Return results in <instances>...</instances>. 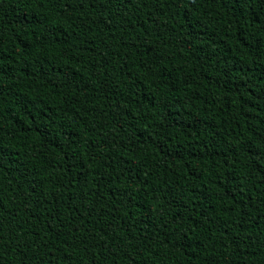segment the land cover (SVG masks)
<instances>
[{"label": "trees", "instance_id": "16d2710c", "mask_svg": "<svg viewBox=\"0 0 264 264\" xmlns=\"http://www.w3.org/2000/svg\"><path fill=\"white\" fill-rule=\"evenodd\" d=\"M0 264H264V0H0Z\"/></svg>", "mask_w": 264, "mask_h": 264}]
</instances>
